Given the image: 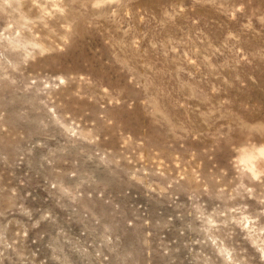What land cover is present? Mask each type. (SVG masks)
I'll return each instance as SVG.
<instances>
[{"label":"rangeland","instance_id":"374dc122","mask_svg":"<svg viewBox=\"0 0 264 264\" xmlns=\"http://www.w3.org/2000/svg\"><path fill=\"white\" fill-rule=\"evenodd\" d=\"M0 264H264V0H0Z\"/></svg>","mask_w":264,"mask_h":264}]
</instances>
